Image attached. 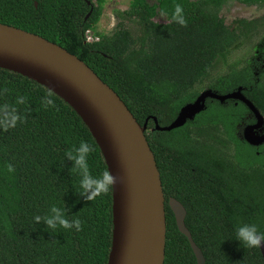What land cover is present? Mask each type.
<instances>
[{
    "label": "trees",
    "instance_id": "obj_1",
    "mask_svg": "<svg viewBox=\"0 0 264 264\" xmlns=\"http://www.w3.org/2000/svg\"><path fill=\"white\" fill-rule=\"evenodd\" d=\"M106 1L0 0V22L78 56L117 92L140 124L148 120L146 135L165 194L164 264H198L178 229L170 197L186 208V226L205 264H264L261 248L246 249L236 240L237 228L245 224L264 233V168L230 162L222 153L228 139L213 118L172 131L157 130L154 122L171 124L203 92L219 58L262 36L264 15L228 26L220 14L223 7L233 1L264 6V0H131L127 9L115 12L112 33L94 32ZM177 4L186 27L172 19ZM162 10L166 22L155 20ZM88 30L98 40L88 41ZM240 86L264 115V84L252 73L234 72L209 85L221 94ZM49 92L55 107L45 106ZM207 104L210 108L219 101L208 98ZM13 116L18 119L5 130ZM82 141L94 149L88 157L92 175L108 170L88 126L67 102L38 82L0 68V264H108L112 188L94 201L78 195L80 177L70 171L73 162L66 153ZM53 206L70 221L79 219L82 230L47 229L43 220L36 221V216L50 215Z\"/></svg>",
    "mask_w": 264,
    "mask_h": 264
},
{
    "label": "water",
    "instance_id": "obj_2",
    "mask_svg": "<svg viewBox=\"0 0 264 264\" xmlns=\"http://www.w3.org/2000/svg\"><path fill=\"white\" fill-rule=\"evenodd\" d=\"M89 16L90 13L86 19ZM0 68L28 77L62 98L81 116L97 141L108 170L116 176L108 264H164L165 195L146 135L148 120L140 124L117 92L78 56L40 35L1 22ZM208 98L220 102L238 99L259 115L241 87L225 95L206 90L183 106L171 124L160 126L154 119L156 129L172 131L183 127L205 109ZM246 138L256 144L263 141L264 135ZM169 205L197 263L205 264L203 252L186 226V208L175 198L170 199ZM261 251L264 256V244Z\"/></svg>",
    "mask_w": 264,
    "mask_h": 264
},
{
    "label": "rangeland",
    "instance_id": "obj_3",
    "mask_svg": "<svg viewBox=\"0 0 264 264\" xmlns=\"http://www.w3.org/2000/svg\"><path fill=\"white\" fill-rule=\"evenodd\" d=\"M130 2L131 0H107L104 5L103 14L94 32L98 31L105 34L112 33L115 25L118 22L115 12L117 10L127 9L130 5ZM220 14L224 17L225 22L228 26L235 27L236 20L240 18H245L248 20L261 19L264 15V6H249L240 1H233L229 3V5L224 6ZM155 20L158 22L167 21V19L162 15H158ZM131 29L132 31H135V27H131ZM94 35L95 33L93 34V36ZM261 35L262 36H255L254 38L252 37L251 39L240 43L237 47H235V49L226 59L219 58L215 62V65L211 70L210 77L205 83L203 91L212 90L213 92H215L214 89L209 87V85L216 83L217 81L219 82L220 80H225V78L227 77L231 78L233 77L234 72L239 74L241 71L252 73V75L254 76V80H260L261 78L264 84V31H262ZM240 87L243 91L244 86ZM238 88H236V90ZM242 104L243 103L237 100H229L223 103L219 102V104L217 105L213 104V106H210V108H208L207 110L206 103L205 109L197 114L193 120H188L186 124H188L189 122H194L196 119L199 120L200 118L202 122H208L213 118L212 120L218 124L219 129L222 131L224 136H229L234 139L239 134L237 127L241 129V135L243 133V117L245 116L248 118V115H252V112L247 107L243 106L242 108H233L235 105L242 106ZM235 112L237 113L236 115ZM256 132L260 135H263L264 127ZM232 142L234 141L232 140ZM238 146H240V150L242 151V153L244 155H247V160L251 162L253 160L252 156H255L253 147H251L246 142H243L242 145ZM231 150L233 151L234 148H231Z\"/></svg>",
    "mask_w": 264,
    "mask_h": 264
},
{
    "label": "clouds",
    "instance_id": "obj_4",
    "mask_svg": "<svg viewBox=\"0 0 264 264\" xmlns=\"http://www.w3.org/2000/svg\"><path fill=\"white\" fill-rule=\"evenodd\" d=\"M166 14L163 10L161 11L162 16ZM172 19L181 26H187L181 5L177 4L175 6ZM51 96L52 93L49 92L48 96L45 97V106L55 107V101ZM19 102L23 103V98H20ZM17 119V116H13L11 124L5 123V130L9 126H14ZM93 151V147L88 142L82 141L79 147L66 153V158L73 162L70 171L76 172L80 177L78 195L87 201H94L98 196L107 194L116 183V176L110 170H105L99 176L92 175L88 157ZM35 219L37 222L43 220L48 226L47 229H56L57 227L72 229L74 227L77 231L82 230V223L79 219L70 221L66 217L64 210L56 206L50 208V215L45 217L36 216ZM236 240L240 241L241 245L246 249L261 248L262 244H264V233H260L255 225L245 224L237 228Z\"/></svg>",
    "mask_w": 264,
    "mask_h": 264
},
{
    "label": "flooded vegetation",
    "instance_id": "obj_5",
    "mask_svg": "<svg viewBox=\"0 0 264 264\" xmlns=\"http://www.w3.org/2000/svg\"><path fill=\"white\" fill-rule=\"evenodd\" d=\"M214 91L216 93H218L217 90H214ZM231 92H233V91H230V92H227V93H224V94H221V93H218V94L225 95V94H229ZM243 94H244V92H243ZM245 97H246V95H245ZM212 100H217V99H212ZM229 100H237V101L243 103L244 105L243 104H242V106L235 105L233 108H236V107L242 108L243 106L244 107H247L252 112V115L251 116L248 115V118L245 117V116L243 117V127H242L243 128L242 129L243 130V133H242V135H241V132H240L241 129H239V127H237L238 128V131H239V134H238V136L236 138L233 139V138H231L229 136L226 137L228 139V144H227V147L226 148H223L222 149V151H223L222 153H224L230 159V162H232L234 164H237L240 167H243V168H246V169L249 168V167H251V166H254L255 168H257V167H263L264 168V139H263V141L255 144V143L250 142L246 138L247 136H249L250 139L257 138V135L259 133H257L256 131H259L260 129H262L264 127V115L261 114V111L259 110V108L256 105H254L253 103L252 104L258 109L259 115L256 114V113H254L252 111V109L247 104H245L244 102H242L241 100H238V99H227L224 102L229 101ZM217 101H219V100H217ZM209 103H212V102H209ZM208 104H207L206 109L208 108ZM236 114L237 113L235 112V115ZM249 119L252 121L251 123H248L247 122ZM237 125H238V123H237ZM252 125H253V127H252ZM231 139L234 142H232ZM243 142H246L251 147H253V151L255 153V156H252V159L253 160L251 162H249L247 160V158H246L247 155H244L242 153V151L240 150V146H238V145H242ZM231 148H234V150L232 151ZM257 159H258V161H257ZM171 198H174V197H170V199ZM170 199H169V201H170Z\"/></svg>",
    "mask_w": 264,
    "mask_h": 264
},
{
    "label": "built area",
    "instance_id": "obj_6",
    "mask_svg": "<svg viewBox=\"0 0 264 264\" xmlns=\"http://www.w3.org/2000/svg\"><path fill=\"white\" fill-rule=\"evenodd\" d=\"M94 32L92 30H88L86 32V38L88 41H95V40H98V36H93Z\"/></svg>",
    "mask_w": 264,
    "mask_h": 264
}]
</instances>
